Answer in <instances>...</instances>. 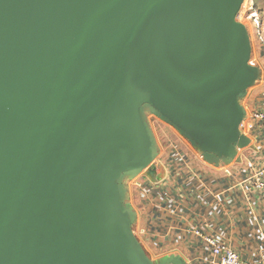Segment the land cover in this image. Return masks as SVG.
Here are the masks:
<instances>
[{
	"label": "water",
	"instance_id": "obj_1",
	"mask_svg": "<svg viewBox=\"0 0 264 264\" xmlns=\"http://www.w3.org/2000/svg\"><path fill=\"white\" fill-rule=\"evenodd\" d=\"M244 0H0V264L153 262L126 180L158 150L145 113L233 159L254 86Z\"/></svg>",
	"mask_w": 264,
	"mask_h": 264
},
{
	"label": "crops",
	"instance_id": "obj_2",
	"mask_svg": "<svg viewBox=\"0 0 264 264\" xmlns=\"http://www.w3.org/2000/svg\"><path fill=\"white\" fill-rule=\"evenodd\" d=\"M257 91L251 104L264 109V91ZM160 134L155 137L165 180L151 177L140 188L125 185V204L135 216L132 230L148 257L155 263L175 258L180 264H208L209 251L190 232L194 227L231 247L243 261L264 264V192L246 179L264 166V126H256L250 136L259 154L239 149L233 159L216 162L206 160L174 128L163 126ZM140 191L146 199L137 197Z\"/></svg>",
	"mask_w": 264,
	"mask_h": 264
},
{
	"label": "built area",
	"instance_id": "obj_3",
	"mask_svg": "<svg viewBox=\"0 0 264 264\" xmlns=\"http://www.w3.org/2000/svg\"><path fill=\"white\" fill-rule=\"evenodd\" d=\"M236 21L245 26L249 40L253 41L255 44L257 55L256 66L259 70L258 78L255 82L256 85L254 84L255 90L253 91L252 88L247 90L245 96L240 102L245 111V115L239 125V132L241 136L249 140V144L240 150L244 152L250 150L255 154H259L258 150L254 149L250 136H253V130L256 126H264V109H255L251 104L250 97L255 91L258 92L257 90L264 91V14L263 17L259 18L252 3H249L247 6H244L243 4L236 17ZM145 116L148 126L157 143L158 138L155 136H161L160 128L163 126H167L168 128L172 127L159 120L153 114L146 112ZM166 175V170L162 162V156L158 152L149 168L143 170L135 177L127 179L125 184L131 188H140L143 182H150L151 177L156 178L157 181L160 182L163 179L165 180ZM246 179L251 180L256 189L264 192V166L256 171L254 170V172H251V175H249ZM137 197L144 200L147 197V193L140 191L137 193ZM190 232H192L196 238L201 239L204 246H206L209 251L210 257L208 264H251L243 261L240 255L231 247L218 242L217 239L210 235L203 234L200 229L191 227Z\"/></svg>",
	"mask_w": 264,
	"mask_h": 264
},
{
	"label": "rangeland",
	"instance_id": "obj_4",
	"mask_svg": "<svg viewBox=\"0 0 264 264\" xmlns=\"http://www.w3.org/2000/svg\"><path fill=\"white\" fill-rule=\"evenodd\" d=\"M249 3L253 4V7L257 11V14H258L259 18L263 17V14H264V0H244L243 1L244 6H247ZM243 4H242V6H243ZM250 44H251V57H250L249 63L252 66H254L256 64V59H257L256 50H255L256 48H255V44H254L253 41H250ZM254 86L251 87L253 89V91L255 90Z\"/></svg>",
	"mask_w": 264,
	"mask_h": 264
}]
</instances>
